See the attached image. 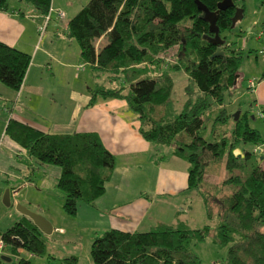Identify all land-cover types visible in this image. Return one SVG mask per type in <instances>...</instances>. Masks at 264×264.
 <instances>
[{
    "label": "trees",
    "instance_id": "1",
    "mask_svg": "<svg viewBox=\"0 0 264 264\" xmlns=\"http://www.w3.org/2000/svg\"><path fill=\"white\" fill-rule=\"evenodd\" d=\"M20 1L44 18L51 10L52 0ZM195 1L215 12L222 0H89L67 24L68 37L94 73H104L111 81L125 77L119 88L89 89L88 106L98 99L125 101L137 115L141 137L153 147L171 148L172 155L188 164L187 189L200 195L209 220L218 217L213 234L210 225L192 229L183 223L145 233L107 230L91 242L92 264H201L193 248L208 237L215 246L228 247L224 264H264V168L253 165L246 177L238 174L223 180L222 186L232 185L234 190L219 200L222 212L217 214L211 212L217 198L204 180L207 167L217 162L229 174L242 172L264 145L260 133L250 127L248 113L236 117L224 105L242 61L225 35L233 31L237 0L217 14L216 26L225 43L223 56L214 58L218 46L202 39L212 35ZM9 9L8 0H0V11ZM30 60L0 43V83L18 91ZM164 65L182 71L191 82L179 113L171 104L174 84L169 73L141 78ZM5 134L40 166L60 169L57 188L64 193L66 214L74 216L80 204L93 207L104 194L115 158L96 134L49 135L15 122ZM246 145L253 150H245ZM41 235L24 218L0 233V240L14 256L18 249L34 256L45 253ZM1 256L0 264H7ZM18 264L29 263L21 258Z\"/></svg>",
    "mask_w": 264,
    "mask_h": 264
},
{
    "label": "crops",
    "instance_id": "2",
    "mask_svg": "<svg viewBox=\"0 0 264 264\" xmlns=\"http://www.w3.org/2000/svg\"><path fill=\"white\" fill-rule=\"evenodd\" d=\"M88 1L74 3L71 0L66 13L62 12L63 19H58L53 9L62 11L63 7L53 0L48 21L30 4L20 0H10V9L0 11V43L31 58L18 91L0 83V104L4 105L0 106V115L6 117L4 114H7L9 118L4 135L14 122L49 135L96 134L115 158V168L104 194L93 207L87 206L89 212L102 220L103 229L145 233L160 225L180 223L196 229L197 224L190 225L181 218L193 198H201L196 191L187 189L188 164L172 152L164 154L160 148L146 142L139 134L137 115L125 101L98 99L93 106H88L91 88L87 86V78L76 71L78 68L83 71L84 65L81 66L76 42L67 35L69 20ZM59 34L64 36L60 41ZM102 43L101 38L98 44ZM45 71L51 75H45ZM90 72L95 78L104 74H96L92 69ZM7 138L14 146L0 158L14 160L16 156L19 176L27 165L47 167L40 166ZM15 152L23 153L26 159ZM203 216L209 220L207 213ZM24 218L28 219L20 214L19 221ZM10 255L13 256L11 252L6 256Z\"/></svg>",
    "mask_w": 264,
    "mask_h": 264
},
{
    "label": "rangeland",
    "instance_id": "3",
    "mask_svg": "<svg viewBox=\"0 0 264 264\" xmlns=\"http://www.w3.org/2000/svg\"><path fill=\"white\" fill-rule=\"evenodd\" d=\"M8 0V5L10 6ZM53 1V0H52ZM76 3L78 0H73ZM57 5L62 6V11L53 9L55 15L66 13L67 6L71 0H55ZM236 8L243 10V17L237 23L232 33L225 34L232 49L241 53L242 61L238 71V79L233 89L224 96V105L234 115L248 113L250 127L257 130L264 139V119L259 114L264 112V57L260 55L264 52V0H238ZM10 8V7H9ZM56 17V16H55ZM55 20V19H54ZM68 19L63 20V25ZM52 26H50L51 29ZM62 28V26H60ZM239 35V36H237ZM59 41L64 38L61 34L57 36ZM66 38V37H65ZM76 71L82 73L81 76L87 78V86L95 89L103 86L106 89L119 88L123 86L125 77L119 76L115 81L108 79L106 74L93 77L89 67L81 60V66ZM167 72L173 79V92L171 104L175 113H179L188 98V89L191 82L182 71L169 69L167 65L156 70L153 74L143 75L141 78H156L160 73ZM45 75L50 76L49 71ZM51 79V78H50ZM53 81V80H52ZM253 83V86L250 85ZM0 106H4L0 104ZM2 109V108H1ZM1 112V111H0ZM0 115V155L8 153L14 146L4 135L8 115ZM243 148L252 151V147L246 145ZM264 145L256 149L247 167L242 172L228 173L222 162L211 164L205 172V186L217 199L213 200L211 212L217 214L222 212L220 201L229 196L234 187L232 185L222 186L221 182L230 176L241 174L246 177L253 165L264 168ZM164 154H170L172 149L160 147ZM259 151V152H258ZM238 153V152H236ZM22 159H26L23 153L19 154ZM161 156H158L160 158ZM168 157V155H167ZM180 161V160H177ZM16 168H20L16 156L14 160L0 158V233L5 232L13 224L19 221V209H24L34 215L45 219L52 228V233L48 236L42 234L41 238L45 242V253L42 255H29L27 252L20 254L29 264H92L90 256V246L94 238L101 236L106 229H103V222L95 214L89 212L87 206L80 204L74 216L63 211L64 193L57 188V180L60 176V169L55 166L34 167L27 165L24 173L20 176ZM9 193V203L4 202L5 193ZM205 206L201 198H193L190 208L184 209L183 217L190 222V225L197 224L196 229H201L204 225H210L213 231L218 224V217L206 220ZM197 222V223H195ZM200 222V223H199ZM228 247L219 248L215 246L211 237L204 242L194 246L193 251L200 259L201 264H224ZM8 248L1 251V255L11 259L7 264H18L19 255H10ZM71 258H75L76 262Z\"/></svg>",
    "mask_w": 264,
    "mask_h": 264
},
{
    "label": "water",
    "instance_id": "4",
    "mask_svg": "<svg viewBox=\"0 0 264 264\" xmlns=\"http://www.w3.org/2000/svg\"><path fill=\"white\" fill-rule=\"evenodd\" d=\"M238 1V0H237ZM234 0H222L217 4V10L215 12H210L204 5H202L199 1H195V4L197 6L198 11L203 13V20L208 24V32L212 36L209 35H203L202 39L205 40L206 42L218 46V49L216 53L212 56L218 57V56H223V53L221 51V46L225 43L223 39L219 36V30L218 27L216 26V20H217V14L220 11H225L231 7L234 6ZM243 17V10L242 9H235V14L231 19V29H234L236 24L242 20ZM238 79V74L234 78L233 86L236 85V81ZM238 115L236 114V117ZM264 150V148H263ZM4 202L6 204L9 203V193L8 191L5 193L4 196ZM18 212L27 217L32 221V223L37 227V229L44 235L48 236L52 233V228L50 227V224L43 218L34 215L24 209H19ZM1 261L5 263H10L11 259L8 257L1 256Z\"/></svg>",
    "mask_w": 264,
    "mask_h": 264
},
{
    "label": "built area",
    "instance_id": "5",
    "mask_svg": "<svg viewBox=\"0 0 264 264\" xmlns=\"http://www.w3.org/2000/svg\"><path fill=\"white\" fill-rule=\"evenodd\" d=\"M51 13H52V9L50 10L49 14L45 17L46 21H48V20L50 19V15H51ZM57 17H58V19H63L64 14H63V13H58ZM260 55L264 57V52H261ZM250 85L253 86V83L250 82ZM259 117H260V118H264V114L260 113V114H259ZM258 152H259V151H258ZM3 249H4V244H3V242L0 240V253H1V251H3ZM23 252H24V251H23L22 249H18V251H17V255H19V256L17 257L18 259L24 258V257H21V256H20V254H22Z\"/></svg>",
    "mask_w": 264,
    "mask_h": 264
}]
</instances>
